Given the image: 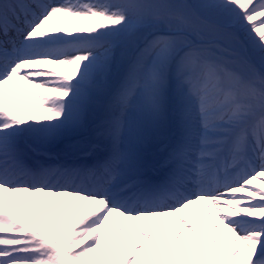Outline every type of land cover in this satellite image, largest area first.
<instances>
[{
	"label": "snow or ice",
	"instance_id": "obj_1",
	"mask_svg": "<svg viewBox=\"0 0 264 264\" xmlns=\"http://www.w3.org/2000/svg\"><path fill=\"white\" fill-rule=\"evenodd\" d=\"M0 264H264V0H0Z\"/></svg>",
	"mask_w": 264,
	"mask_h": 264
},
{
	"label": "bare ground",
	"instance_id": "obj_2",
	"mask_svg": "<svg viewBox=\"0 0 264 264\" xmlns=\"http://www.w3.org/2000/svg\"><path fill=\"white\" fill-rule=\"evenodd\" d=\"M53 2H62V0H53ZM64 70L63 71H61L62 73H65V74H67L68 72H69V69H66V68H63ZM13 84L15 85V82H13ZM17 87H19L18 85H17ZM7 197H9V198H11L10 197V194H5ZM14 214L15 215H17V217L18 218H21V219H23L24 217L18 212V211H15L14 210Z\"/></svg>",
	"mask_w": 264,
	"mask_h": 264
},
{
	"label": "rangeland",
	"instance_id": "obj_3",
	"mask_svg": "<svg viewBox=\"0 0 264 264\" xmlns=\"http://www.w3.org/2000/svg\"><path fill=\"white\" fill-rule=\"evenodd\" d=\"M64 69H63V67H57V71H63ZM188 219H191V217H187Z\"/></svg>",
	"mask_w": 264,
	"mask_h": 264
}]
</instances>
